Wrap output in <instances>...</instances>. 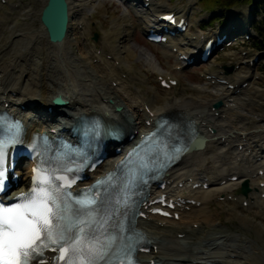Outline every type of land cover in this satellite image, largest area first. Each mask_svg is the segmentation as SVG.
<instances>
[{
  "label": "bare ground",
  "instance_id": "bare-ground-1",
  "mask_svg": "<svg viewBox=\"0 0 264 264\" xmlns=\"http://www.w3.org/2000/svg\"><path fill=\"white\" fill-rule=\"evenodd\" d=\"M45 1L38 0L39 5L31 9L29 5L22 7L21 0L15 1L9 8L6 5L13 2L12 0H0V108L25 120L28 125L27 132L47 133L61 125L66 127L75 123L81 116L97 115L106 123L122 126L127 133L137 135L148 130L147 123H153L160 115L181 114L191 121L200 142L174 169L186 164L189 159L212 160L218 167L213 165L216 167L215 171L209 174V177L205 176L207 179L201 183L213 184L222 182L225 177L237 176L236 182L226 183L225 188L219 189L224 192L228 190V193L231 192L229 195H234L236 188L244 180H250V188L254 190L255 178L259 189H256L258 196L255 204L259 215L264 218L260 206L264 203L261 199L264 188H260L264 181L258 175L259 170L264 174V104L255 101L263 96L260 94L261 90L254 88L252 84L257 75L251 71V60L240 59L239 67L232 77L225 78L220 72L209 70L204 74L203 84L182 90L178 97L157 108H153L156 94L151 88V98L145 99L138 86H129V80L125 83L115 77V72L122 67L132 70L129 61L136 62L144 69L143 80L138 79L141 85L146 86L147 76L155 74L160 77V64L156 56L142 49L137 51V55L133 52L130 46L131 31L136 28L144 35L152 26L159 27V16L172 13L178 20H186L188 27L192 28L193 22L189 20L198 11V8L194 7L196 0H186L182 8H169L162 0H149L146 7L143 5L146 3L144 0H119L125 4L121 16L126 27L122 38L120 37L122 43H113L110 34H104L103 46L98 54V66L88 62L91 51L82 56L83 48L79 45L81 43L77 40V48L72 43L76 41L73 32L76 27L83 25L86 12L102 6L100 2L103 0H67L68 31L63 42L59 44L48 42L39 23V15ZM76 14L80 17L74 23ZM11 16L7 24V19ZM238 26L236 30L244 28L242 24ZM204 39L203 34L188 29L180 38L170 39L166 44L157 46L161 48L160 54L165 64L173 61L175 65L182 66L180 57L190 55L196 60L193 53ZM188 48L192 51H188ZM107 55L110 56L109 60L105 57ZM105 67L109 71H106ZM95 69H98V73ZM111 73L116 79L115 87L121 89L133 101L131 104L124 102L122 95L118 94V90L113 88L111 83L106 86V77ZM136 76L135 74L131 79L135 80ZM244 83H248L245 89L241 87ZM57 96L67 102L66 106L48 113L47 110L51 106L49 101ZM217 101L222 102L221 108L212 110ZM116 107L122 108L120 113L114 111ZM255 109L260 111L252 113ZM233 121L240 125L238 129L230 126ZM252 121L253 126L247 129L246 125ZM48 123L51 125L46 126ZM239 146L241 151L238 150ZM222 160L226 162L222 163ZM110 167L113 166L103 165L94 175L102 174ZM186 177L192 178L189 175ZM174 181L169 171L164 177V182H173V185L185 182L184 186L188 183L182 177ZM198 183V178H193L190 186ZM18 191L25 192L26 189L22 186ZM250 199L253 198H248ZM182 200L184 199H180V202ZM181 207L185 208L187 204ZM194 207L190 206L191 209ZM179 212L176 208L172 214ZM138 226L147 233L151 245L149 254L142 257L144 264H246L247 259L254 253L248 247L249 243L241 240L240 244H237L236 239L227 234L210 238V235L217 233L215 228L201 236L198 243H188L185 240L200 234V229L189 230L175 223L174 219L165 221L148 213L145 221L138 220ZM259 226L264 230L262 222ZM180 235L183 236L182 241L179 240Z\"/></svg>",
  "mask_w": 264,
  "mask_h": 264
},
{
  "label": "rangeland",
  "instance_id": "rangeland-1",
  "mask_svg": "<svg viewBox=\"0 0 264 264\" xmlns=\"http://www.w3.org/2000/svg\"><path fill=\"white\" fill-rule=\"evenodd\" d=\"M12 1L13 2L10 3L8 2L6 5L7 8L18 0ZM21 1L23 2L22 7L29 5V7H32L31 9H35V6L39 5L38 0ZM162 1L166 3L169 8H182L186 3V0ZM100 3L102 6L99 8H96L94 11L90 10L86 12L83 25L78 28L76 27V30L73 32L75 34L74 37H76V41L74 40L75 42H73L72 45H75V48H77V40L81 43L79 45H81L80 48H83L82 56L88 51H91L92 55L90 54L91 57L88 62H90L93 66H98V54L100 53L101 46H103L104 34H110L111 41L113 43H122L121 35L126 29L124 22L121 20L125 4L119 0H103ZM252 4L253 1L250 2L248 0H196L194 7L198 8V11L195 12V15L191 18V20H189L193 22L192 28H190L192 32L195 33V31H197L198 33L208 37V35L213 34L220 28L226 26L228 22H231V24H236V26L239 24L244 25V30L248 31L251 38L248 41H242L243 37L239 36L236 42L231 44V47L218 50V52H216V54H214L212 58L207 61V63H196L188 69H184L180 65H175L173 61L165 64V61L161 58V48L147 43L139 29H132L131 39L134 44L131 43L130 46L133 52L137 55V51L142 49L147 51L149 54L156 56L159 59L160 64L159 74L162 76L159 77L160 80L162 78H165L166 80L171 78L177 83L175 87H171L169 90L161 89L159 86V78L155 74L147 76L146 86L141 85L139 80H143L144 69L140 67L139 64H136V62L132 63L131 61H129V63L132 70H127L122 67L115 72V77L120 78L125 83L129 80L130 82H127V85L129 86H138L141 95L145 99L151 98L152 93L149 91V88H151L156 94L153 108L164 105L168 100L178 97L179 93L184 89L186 90L193 85L203 84L204 74L208 73L209 70L220 72L225 78L232 77L239 67L240 59L245 58L247 60H253L256 55L264 52V50H259L264 49L263 38L259 35V32L256 31L258 33L257 34L252 29L254 26L256 30V25H258L261 20L260 9L262 7L260 9H256ZM15 15H17V13H15ZM154 16H156V14ZM79 17L80 15L76 14L73 22L75 23ZM11 18L12 16L7 19V24L10 22ZM133 19L135 21L134 17ZM94 35L97 36V42L93 41ZM257 40H259L262 44L260 48H256L254 46V44H257L254 43L257 42ZM188 51L191 52L192 49L188 48ZM87 55L89 56V54ZM105 57L108 60L110 59L109 55ZM251 67L252 73L257 75V79L254 80L252 84L254 88L261 90L260 94L263 96L261 98H256L255 101L264 104V55L255 65H252ZM225 68L232 69V71L227 72ZM105 69L106 71H109L107 67H105ZM95 72L98 73V69H95ZM135 74L137 76L135 77V80H132L131 77L135 76ZM115 77L112 73L110 76L106 77L108 79L106 86H109L111 83L113 88L118 90V94L122 95L124 102L131 104L133 101L130 100V98L127 97L121 89L117 86L115 87ZM247 85L248 83H246V86L243 89H245ZM251 90H253V88H251ZM187 94H190L189 91H187ZM258 111H260V109H255L252 113H258ZM236 123V121H233L230 126L233 129H238L240 125ZM253 124V121L248 122L246 128L251 129ZM235 147L236 146H234V149ZM207 161L208 160L199 161V159H189L186 164L177 167L171 172L175 181L182 177L184 178V181L187 180L188 183L185 186L184 182L180 183L178 187H176V185L170 187L167 192L173 197L183 199L191 198L195 200H186L188 206L185 210L181 208L182 215L178 220H174L175 223H178L189 230L199 231L200 229V234L194 235L191 239L185 240V242L198 243L201 236L207 234L215 228V232L217 233L215 235H210V238L227 234V236L229 235L230 237L232 236L233 239H236V242H238L237 244H240L241 240L246 241L247 244L249 243L248 247L251 249V252H254L252 257L247 259L246 264H264V230H262L259 226V223L262 222L264 224V221L259 215L258 207L255 204L258 193L248 194V198H253L251 200H248L247 197H239L240 199H238V196H235V194L229 195L231 192L228 193V190L225 192L219 190L222 187L225 188L226 185L221 184L219 181L210 185L208 184L207 190L200 189L201 183L190 189V182L193 178H198V181L202 182L201 180L205 179V176L209 177V174L213 173L216 167H218V164L213 163L212 160ZM221 162L225 163L226 161L224 162L222 160ZM198 163L199 166L197 167ZM213 165H216V167ZM25 170L26 168L24 166V168H22V172H25ZM230 173L232 174V172ZM195 174L196 176L193 177ZM188 175L192 176V178L186 177ZM202 177L204 178L202 179ZM21 179L22 180L18 185L19 187L22 186V183L24 182V178L22 177ZM225 179L228 178L225 177ZM225 179L224 181H226ZM261 180L264 181V177ZM257 183L258 181L253 178L255 188H258ZM239 187L240 186H238L236 190H238ZM198 199L200 202H197L199 201ZM261 199L264 201L263 196ZM199 203L201 206H199ZM244 203L246 206H243ZM194 204L199 207L197 206L194 207V209H191L190 206ZM260 206L262 207V214H264V203ZM165 221H171V219ZM182 238L183 236L180 235L179 240L182 241Z\"/></svg>",
  "mask_w": 264,
  "mask_h": 264
},
{
  "label": "snow or ice",
  "instance_id": "snow-or-ice-1",
  "mask_svg": "<svg viewBox=\"0 0 264 264\" xmlns=\"http://www.w3.org/2000/svg\"><path fill=\"white\" fill-rule=\"evenodd\" d=\"M4 159L0 144V191L5 188ZM18 199L22 202L0 204V264H51L43 259L46 250L57 253L56 264H100L108 256L115 238L106 242L90 239L84 225L95 221L81 219L80 210H74L55 190L37 186ZM76 203L86 208L95 200Z\"/></svg>",
  "mask_w": 264,
  "mask_h": 264
},
{
  "label": "water",
  "instance_id": "water-1",
  "mask_svg": "<svg viewBox=\"0 0 264 264\" xmlns=\"http://www.w3.org/2000/svg\"><path fill=\"white\" fill-rule=\"evenodd\" d=\"M68 8L67 0L45 1V4L42 7L39 15V23L43 27L49 43H62L66 37L69 23ZM93 39L96 41L97 36L95 35ZM52 104L55 107H64L66 102L60 96H58L52 100ZM214 107L220 108L221 103H216ZM115 110L118 112L119 108H116ZM249 191L248 185L245 182L242 184V188L239 193L243 196H246Z\"/></svg>",
  "mask_w": 264,
  "mask_h": 264
},
{
  "label": "trees",
  "instance_id": "trees-1",
  "mask_svg": "<svg viewBox=\"0 0 264 264\" xmlns=\"http://www.w3.org/2000/svg\"><path fill=\"white\" fill-rule=\"evenodd\" d=\"M250 2L253 1V6L256 9H260L261 12V20L258 23V25H256V31L259 32V35L263 38L264 40V0H248ZM258 44H260V42H257Z\"/></svg>",
  "mask_w": 264,
  "mask_h": 264
}]
</instances>
